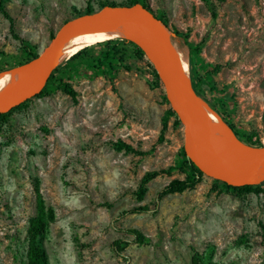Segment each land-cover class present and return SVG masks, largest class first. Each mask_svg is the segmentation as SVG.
I'll return each instance as SVG.
<instances>
[{
  "label": "rangeland",
  "instance_id": "374dc122",
  "mask_svg": "<svg viewBox=\"0 0 264 264\" xmlns=\"http://www.w3.org/2000/svg\"><path fill=\"white\" fill-rule=\"evenodd\" d=\"M103 1L125 0H7L19 39L0 14V67L22 60L20 39L38 53L63 20ZM144 3L185 40L190 75L201 80L204 95L239 138L264 143V0ZM119 40L110 45L125 56L104 75L93 77L85 59L74 61L54 73L46 94L29 98L0 126V264H25L35 187L54 213L41 241L48 264H189L190 246L204 264H263L264 191L236 198L223 185L228 181L202 176L193 189L158 198L169 180L184 177L172 170L151 179L136 198L145 171L175 164L182 135L169 118L162 142L153 146L168 103L148 59L136 58ZM59 80L75 91L74 100L57 87ZM117 139L144 154L113 150ZM138 205L148 210L121 214ZM129 226L150 243H129L116 253L112 241H130L123 232Z\"/></svg>",
  "mask_w": 264,
  "mask_h": 264
},
{
  "label": "water",
  "instance_id": "95a60500",
  "mask_svg": "<svg viewBox=\"0 0 264 264\" xmlns=\"http://www.w3.org/2000/svg\"><path fill=\"white\" fill-rule=\"evenodd\" d=\"M136 4H106L62 22L44 47L24 63L27 68L21 81L5 97L0 98V114L35 97L44 87L51 71L59 65V45L92 24H98L114 31L120 40L136 45L148 59L162 86L168 107L180 124L184 156L202 176L227 183L246 167L264 171V143L260 146L238 140L232 144L225 143L193 123L197 95L190 75L189 47L181 36L172 32L140 4L143 10L137 9ZM154 31L171 35L177 40L181 51L178 69L169 67L165 54L153 38Z\"/></svg>",
  "mask_w": 264,
  "mask_h": 264
},
{
  "label": "trees",
  "instance_id": "16d2710c",
  "mask_svg": "<svg viewBox=\"0 0 264 264\" xmlns=\"http://www.w3.org/2000/svg\"><path fill=\"white\" fill-rule=\"evenodd\" d=\"M7 0H0V14L7 20L8 23V29L10 33L14 36V38L19 39L18 35L14 33V21L12 17L9 15L7 9L4 6V3ZM140 4L141 7L147 11H150L147 7V5L144 3V0H125L121 3H114V2H99L98 6L101 7L103 5L109 4V5H134V4ZM93 9L90 6H86L85 11L82 13H76L75 16L83 14V13H90ZM161 22L165 23L164 20L157 17ZM65 20H63L64 22ZM54 31H51L49 33V38L53 35ZM111 40H119V39H111ZM111 40H107L104 42H98L93 45H89L87 47H84L71 55L65 62L57 66L55 69H53L48 76L46 83H48L50 78L54 77V73L61 68L68 67L70 64H72L74 61L85 59L86 62L90 64V67L92 68V76H98V75H104L107 69L113 68V65L115 63H119L122 61L123 57L125 56L124 51L122 48L118 47L117 45H110ZM21 43L23 44V50L20 53V58L22 59L17 65H22L25 62L32 59L37 53L34 51V48L32 46H27L22 39H20ZM122 45H127L130 47L132 54L138 58L141 59L143 54L141 50L134 45L133 43L125 40H119ZM101 48L98 54L90 56L89 50L92 48ZM6 66V65H4ZM0 67V71L10 69L12 67ZM13 66V67H15ZM152 75L155 78V82L158 84L157 75L154 71H152ZM192 85L195 91V94L206 101L214 110L215 112L221 117V119L224 121V123L231 129L234 136L239 140L243 141L239 138L238 133L233 128L232 124L224 117V115L221 113V111L216 107V104L211 102L206 98L204 95V90H202V84L201 80L193 75H191ZM45 83V84H46ZM57 87L61 89L63 93H65L67 96H69L72 100H74L75 91L70 88V86L59 80L57 81ZM202 90V91H201ZM45 85L42 88V90L35 95V97H41L44 94H46ZM29 99L26 101L18 104L17 106L11 108L6 113L0 114V126L4 124H8L10 120V114L15 109H20L26 106V103ZM169 118H172V126L177 127L179 125V122L177 118L175 117L174 113L171 111L169 107H167L164 110V114L162 115L160 119V128L158 131V135L153 143V146L156 144H159L163 140V135L166 130V123ZM262 124L264 126V109L262 113ZM1 128V127H0ZM244 143L254 145V146H260L261 144L257 142H251V141H243ZM111 146L113 150L115 151H123L124 153H131L133 155H143L144 152L137 151L134 148H132L129 144L123 142L120 139H117L116 141L111 143ZM172 170H176L179 173L183 174L184 177L182 179H171L169 180L163 187L157 192V197L160 198L161 196L165 194H173V193H181L185 190H191L195 187L196 184L199 183V181L202 178V175L200 171L191 164L184 156V153L181 148L178 149L177 152V160L175 164L168 165L165 168H159L156 170H149L145 171L143 175L141 176L139 183L137 185V188L135 190V196L138 200L142 198L144 195V192L146 190L145 186L146 184L153 178L159 175H165L169 176L171 174ZM225 188L229 190L236 198H242L244 195L252 193V194H259L264 191V180L256 183V184H250L245 183L241 185H232L230 183L225 184ZM36 191V200H35V214L31 216L28 219L26 231H25V237H26V248H25V264H48L47 255L42 245V237L45 232V228L49 222H51L54 219V213L53 210L45 206L43 203V200L38 194V191L35 187ZM103 206L109 208L110 203H103ZM148 208L146 206H135L128 210L122 211L121 214L130 213V214H139L142 212H146ZM260 248L262 252V256L264 258V225H260ZM123 232L126 235H129L131 237L130 241H124L122 239H115L112 241V248L116 253H119L124 246H126L129 243H134L138 246L141 245H148L150 243L149 237L144 235L139 229L136 227H125L123 229ZM191 251L189 264H204L202 254L194 249L192 246L189 247ZM264 264V261H263Z\"/></svg>",
  "mask_w": 264,
  "mask_h": 264
},
{
  "label": "bare ground",
  "instance_id": "6f19581e",
  "mask_svg": "<svg viewBox=\"0 0 264 264\" xmlns=\"http://www.w3.org/2000/svg\"><path fill=\"white\" fill-rule=\"evenodd\" d=\"M137 9L143 10L138 4ZM155 42L167 58L169 67L178 69L181 61V51L177 40L171 35H165L157 31L153 32ZM111 39H119V36L111 29L98 24H92L81 32L67 38L58 47V64L65 62L71 55L80 49ZM27 65H18L10 69L0 71V98L5 97L15 87L25 74ZM196 118L193 123L208 135L225 143H236L237 139L231 129L224 123L214 109L204 105L195 98ZM264 180V171L253 167H246L235 178L228 180L233 185L245 183L256 184Z\"/></svg>",
  "mask_w": 264,
  "mask_h": 264
}]
</instances>
